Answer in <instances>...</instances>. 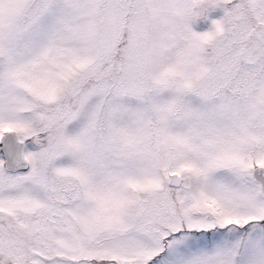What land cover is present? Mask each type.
Returning <instances> with one entry per match:
<instances>
[{
	"label": "snow or ice",
	"instance_id": "snow-or-ice-1",
	"mask_svg": "<svg viewBox=\"0 0 264 264\" xmlns=\"http://www.w3.org/2000/svg\"><path fill=\"white\" fill-rule=\"evenodd\" d=\"M0 264H264V0H0Z\"/></svg>",
	"mask_w": 264,
	"mask_h": 264
}]
</instances>
